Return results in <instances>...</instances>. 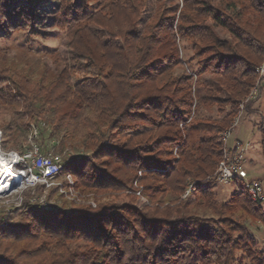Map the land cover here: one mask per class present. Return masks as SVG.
Here are the masks:
<instances>
[{"label": "trees", "instance_id": "trees-1", "mask_svg": "<svg viewBox=\"0 0 264 264\" xmlns=\"http://www.w3.org/2000/svg\"><path fill=\"white\" fill-rule=\"evenodd\" d=\"M51 1L58 3L53 27H76L83 20L100 24L101 16L89 15L82 7L73 6L76 0ZM251 1L264 11V0ZM201 3L198 13L205 12L224 25L219 11H212L207 1ZM170 19L166 21L168 24L161 22L156 28L158 32L149 36L122 26L116 33L104 28L95 32L89 26H80L73 32L76 40L72 45H76L79 35L83 39L84 34L94 37V44L85 40L81 50L75 47V65L66 67L54 79L53 75L43 74L34 82L31 76L0 74V120L9 118L0 126L7 139L4 145L19 143L31 124L50 115L54 130L64 131L66 135L76 134L84 126L96 127L91 136L85 135L95 143L91 159L71 161L65 166L64 172L76 179H84L99 189L126 186L130 180L122 181L116 176L112 168V163H116L141 171L143 178L172 177L178 187L190 178L199 183L196 188L199 192L215 171L223 154L222 147L211 134L197 143L184 141L179 127L191 115L190 103L175 100L167 95V89L157 92L150 86L156 75L180 62L174 46V23ZM46 24L47 17L37 15L34 7L31 10L24 2L0 0V38L15 31L43 36L46 32L38 30ZM131 25L127 22V26ZM179 31L183 36L204 34L201 26L181 27ZM116 39L122 43H116ZM224 58L219 68L227 71L228 62ZM99 65H107L109 72L103 80L115 81L113 85L101 84L100 76L90 78L91 70ZM85 69L89 76L76 79V71ZM237 81L242 89L250 88L243 79ZM98 124L109 128L110 137L101 132ZM200 125L190 126L191 130L209 133L214 130L208 123ZM160 130L168 134L151 145L137 142ZM115 135L124 141L112 140ZM176 148L179 161L173 154ZM234 186L230 202L221 207L228 211L240 203L264 223V209L249 196L244 183L236 180ZM22 208L29 215L27 222H0L1 243L8 241L9 248L19 249L14 256L0 255V264H27L22 260L33 261L32 264H264V251L253 234L233 218L205 220L192 215L178 220L168 216L163 219L149 216L130 204L64 212L31 203ZM42 237L50 238L51 242L33 246ZM78 240L86 246L73 249L67 245Z\"/></svg>", "mask_w": 264, "mask_h": 264}, {"label": "rangeland", "instance_id": "rangeland-1", "mask_svg": "<svg viewBox=\"0 0 264 264\" xmlns=\"http://www.w3.org/2000/svg\"><path fill=\"white\" fill-rule=\"evenodd\" d=\"M18 1L24 2L31 10L34 7L37 15L47 17V24L38 30L46 32V35L15 31L0 38V74L3 77L12 74L31 76L34 82L43 74L53 75L54 79L66 67L75 65L74 48L81 50L85 40L87 44H94V37L81 34L83 39H79V35L76 45H72L75 39L73 32L80 26H89L95 32L106 29L115 31L114 33L122 26L149 36L158 32L156 28L161 22L166 23L172 18L174 46L180 62L156 75L150 86L157 92L167 89V95L174 96L175 100L190 103L191 115L179 127L184 141L197 143L211 134L221 145L223 154L213 174L200 186L199 192L188 193L191 185L197 188L199 184L197 181L192 182L190 178H186L181 187H178L172 177L143 178L141 171L136 172L116 163H112L116 176L122 181H130L123 187L99 189L86 183L84 179H76L64 172L65 166L71 161L91 159L95 143L86 137L91 136L96 127L84 126L76 134L66 135L64 131L54 130L52 117L46 115L37 124H31L30 130L20 136L19 143L6 145L4 141L7 139L3 137L0 127L3 152L23 155L39 149L42 155L60 156L63 161L60 177L49 185L25 190L16 183L9 194L0 196V222H27L29 215L22 208L26 203L42 205L45 209L54 208L59 212L88 208L97 210L103 205L130 204L149 216L163 219L168 216L171 220H178L192 215L205 220L233 218L248 227L259 248L264 251V223L249 214L240 203L228 211L221 207L230 202L235 186L234 182L222 183L218 175L222 161L233 162L239 159L250 179L264 183V11H260L261 7L251 0H204L210 4L212 11H219L224 22L222 25L205 12L198 13L203 0H76L73 6L82 7L89 15H100V24L83 20L76 27L67 25L57 28L52 24L58 3L51 0ZM129 21L131 26H127ZM188 26L203 27L204 31L201 33L204 34L196 35L200 31L196 30L194 34L181 35L180 28ZM116 43L120 44L122 40L116 39ZM168 49L169 52L172 51V48ZM226 56H230V59L226 60ZM222 57L228 62L227 71L219 68ZM106 67L107 65H99L92 69L90 78L100 76L101 84L113 85L115 81L103 80L109 72ZM244 75L246 76L243 77ZM87 76L86 69L75 73L76 79ZM239 78L249 84L248 90L242 89L241 83L237 81ZM8 120L7 117L1 118L0 126ZM207 123L214 128L212 133L202 129L200 132L191 130L190 126L198 124L201 127L200 124ZM97 127L101 132L107 133V138L110 137V130L105 124H98ZM167 134L166 130L154 131L137 142L144 146L151 145ZM112 140L122 143L124 138L115 135ZM173 154L179 161L177 148L173 150ZM201 190L205 192H200ZM44 242L50 243L51 240L42 237L33 246ZM67 245L73 249L86 246L82 240L72 241ZM8 246H11L10 242L0 241V255L14 256L19 250L17 248L14 251ZM22 262L33 263L29 260Z\"/></svg>", "mask_w": 264, "mask_h": 264}, {"label": "built area", "instance_id": "built-area-1", "mask_svg": "<svg viewBox=\"0 0 264 264\" xmlns=\"http://www.w3.org/2000/svg\"><path fill=\"white\" fill-rule=\"evenodd\" d=\"M1 136L0 131V139ZM62 162L60 156H45L39 149L21 155L14 152H3L0 145V175L3 170L10 169L16 176L7 188H1L0 180V196L9 194L11 187L16 183H19L25 190L49 185L60 177L63 169ZM219 168L218 175L222 183L231 184L236 180L242 181L249 196L259 202L264 209V183L261 180L250 179L239 159H235L233 162L224 160L220 163ZM195 191V186L191 185L188 193L191 194Z\"/></svg>", "mask_w": 264, "mask_h": 264}, {"label": "bare ground", "instance_id": "bare-ground-1", "mask_svg": "<svg viewBox=\"0 0 264 264\" xmlns=\"http://www.w3.org/2000/svg\"><path fill=\"white\" fill-rule=\"evenodd\" d=\"M15 178L16 176L14 175V172H12L10 169L3 170L0 175L1 188H7L9 185L12 184L11 180Z\"/></svg>", "mask_w": 264, "mask_h": 264}]
</instances>
